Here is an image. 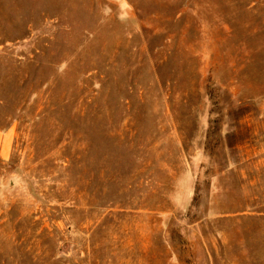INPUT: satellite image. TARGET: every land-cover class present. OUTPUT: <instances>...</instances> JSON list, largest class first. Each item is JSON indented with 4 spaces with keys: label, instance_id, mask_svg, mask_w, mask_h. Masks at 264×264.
Here are the masks:
<instances>
[{
    "label": "rangeland",
    "instance_id": "obj_1",
    "mask_svg": "<svg viewBox=\"0 0 264 264\" xmlns=\"http://www.w3.org/2000/svg\"><path fill=\"white\" fill-rule=\"evenodd\" d=\"M0 264H264V0H0Z\"/></svg>",
    "mask_w": 264,
    "mask_h": 264
}]
</instances>
